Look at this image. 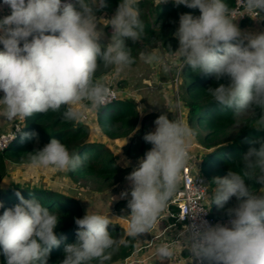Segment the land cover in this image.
Segmentation results:
<instances>
[{
	"label": "clouds",
	"instance_id": "clouds-1",
	"mask_svg": "<svg viewBox=\"0 0 264 264\" xmlns=\"http://www.w3.org/2000/svg\"><path fill=\"white\" fill-rule=\"evenodd\" d=\"M167 2L157 0V6ZM173 2L198 8L200 14H180L173 33L178 48L173 51L169 46L171 55L198 74L214 75L216 81L227 78L228 83L206 89L212 101L230 109L238 124L250 120L257 132L264 131V31H242L235 22L244 15L264 20V0H239V10L228 0ZM139 3L120 0L115 14L104 19L97 16L104 0H0V11L10 9V14L0 16V117L14 122L64 108V121L81 123L86 108L99 110L110 103L114 92L97 72L111 69L120 78L136 62L126 42L136 44L144 35ZM98 25L111 26V36ZM106 38L107 43H101ZM140 59L146 64L160 62L165 71L173 66L151 51L142 52ZM154 124L155 130L143 137L151 148L126 176L131 184L127 235L132 239L150 233L179 190L196 135L180 117L161 114ZM252 143L259 147H250L235 168L202 187L210 190L209 207L215 203L225 208L233 197L236 202L226 208V222L213 225L205 220L185 226L179 243L191 261L264 264V137L257 136ZM28 161L33 169L60 172L75 170L83 162L76 149L56 138L29 153ZM17 196L19 203L0 214L4 264H47L50 250L60 243L55 229L61 213L36 198L25 199L19 192ZM197 211L204 210L197 209L194 216ZM117 218L89 209L76 218L77 239L65 245L61 264L110 261L127 246L109 231ZM174 255L175 246L168 243L155 251L161 262Z\"/></svg>",
	"mask_w": 264,
	"mask_h": 264
},
{
	"label": "trees",
	"instance_id": "trees-1",
	"mask_svg": "<svg viewBox=\"0 0 264 264\" xmlns=\"http://www.w3.org/2000/svg\"><path fill=\"white\" fill-rule=\"evenodd\" d=\"M105 2L114 3L116 10L120 0H104ZM145 2L149 1L140 0L139 6ZM228 3L233 6L234 0H228ZM157 7L160 8L158 15H165L168 20L178 19L182 13H192L197 16L200 14L198 8H188L184 5L176 6L173 1L162 3ZM143 23L145 32L142 39L155 34L158 36L165 24H173L172 21H166L161 24L159 29H155L148 22L144 21ZM173 41H175L174 36L164 35L162 44L167 45ZM126 43L132 47V54L140 50V42L133 44L131 41H127ZM182 71L188 74L184 77L183 86L186 92L191 94V97L184 102L187 108V122L189 124L203 123L208 129L203 143L209 150L202 155V159L199 161V169L209 184L214 177L225 176L229 168H235L237 161L250 147L258 148L259 146L254 145L252 141L257 136L264 137V131L257 132L252 128L250 120L238 124L233 119L230 109H222L212 101L206 89L209 86L217 87L219 83H228L227 78L216 81L214 75L198 74L189 65L182 67ZM64 110L62 108L60 112L36 114L22 120L16 138L0 149V202H3L4 205L0 208V214H3L5 209L19 203L17 192L25 199L36 198L50 210L61 213L60 221L55 229L60 243L59 246H54L50 250L47 264H61L65 258L63 252L65 245L76 241L78 226L75 224V219L83 218L82 205L75 198L52 189L25 184L19 185L18 183L2 185V179L8 167L7 161L16 160L18 154L23 160H28L29 153L42 149L52 138H56L65 143L69 149H76L79 152L83 162L73 171L94 167L99 174H111L119 173L125 169L115 160L113 152L104 143L88 139L89 127L87 123L64 121ZM96 114L100 129L110 135H112L110 133L111 127L117 123L125 125L126 131L123 134L126 135L137 123L139 115L136 109V101L128 96H120L111 101L106 106L96 110ZM146 114L141 117L142 123L147 117ZM149 131L152 129L148 128L142 131L138 138L135 137L136 141L133 137L127 151L131 152L132 149L142 151L146 145L143 137ZM246 182L252 183L251 181ZM254 190H259L258 186H254ZM235 202V197L231 198L225 208H220L215 203H211V213L217 220L225 219L227 218L226 208L234 205ZM169 207L173 208L174 205L169 203ZM170 218L173 220V217ZM176 225L181 226L178 223ZM109 231L113 237L126 241L127 246H121L106 264H114L130 257L136 249L135 240L130 238L124 227L116 222L114 226L109 225ZM0 264H4L2 254H0ZM92 264H96V262L93 261Z\"/></svg>",
	"mask_w": 264,
	"mask_h": 264
},
{
	"label": "rangeland",
	"instance_id": "rangeland-1",
	"mask_svg": "<svg viewBox=\"0 0 264 264\" xmlns=\"http://www.w3.org/2000/svg\"><path fill=\"white\" fill-rule=\"evenodd\" d=\"M148 1L139 6L143 22H148L155 29H159L161 24L166 21H172L173 24L170 25L168 23L165 26L163 25L162 32L158 36H155V34L139 41L141 44L140 50L132 54L136 62L127 68L120 78H115L111 69L101 68L97 72V77L105 80L108 75H112L113 81L117 84L118 88L127 94L122 96H128L136 101V109L139 114L137 123L126 135L123 134L126 131L125 125L117 123L111 127L110 133L112 135H110L100 129L97 123L96 110L90 107L86 108L85 114L87 118L83 120L89 127L88 139L104 143L113 152L115 160L118 161L121 167L125 168L124 171L99 174L94 167L68 172H60L51 168L33 169L29 161L23 160L21 155L18 154L16 160L7 161L8 167L2 179V185H15L18 183L19 185H32L61 192L79 201L82 205L83 216L89 209L90 212L94 211L109 215L110 218L118 217L116 223L124 226L127 232V215L130 214L127 202L131 197H127V199L123 198L121 193L126 190L129 193L131 192V184L126 180V176L138 165L139 159L151 148V144L146 143L142 151L132 149L131 152H128L127 147L131 139L134 137L133 139L136 141L135 137L138 138V135L142 131L148 128L154 131L156 127L154 121L161 114H167L169 119L179 117L182 114V119L188 123L186 118L187 108L184 102L191 97V94L186 92L183 86L184 77L188 74L182 71L181 62L171 55L169 48L170 46L173 51L178 48L179 42L173 33L179 27V18L168 20L165 15H158L160 8L157 7V0ZM114 8V3L105 2L104 7L100 8L97 12V16L110 19L115 14L116 10ZM7 14H10V9L7 7L3 11H0V16ZM98 26L103 27L106 37L111 36V26ZM164 35L174 36L175 41L167 45L162 44ZM101 43L106 44L107 38L102 40ZM2 47L0 45V48ZM144 51L158 53L173 66L169 71H165L160 62H154L153 64L144 63L140 59V54ZM2 96L3 93L0 92V97ZM144 114L147 117L142 123L140 120ZM12 124L13 122L0 117V133L10 129ZM189 125L196 131L190 147V162L197 165L202 159V155L209 150L203 143L208 129L203 123ZM135 129L138 130L134 132ZM168 213L169 205L162 212L160 219L151 229L150 233L140 234L139 238L134 239L136 249L132 253L133 255L131 254L130 257L114 264H178V258L185 259L187 257L186 251L183 250L179 243L181 235L180 237L177 236L180 226L174 223V220L168 216ZM173 242L179 244V246L171 261L165 260L161 262L157 260L155 250L152 249L150 251V247L156 249L162 243L172 244ZM138 258L140 259L139 261H137ZM181 264H184V261Z\"/></svg>",
	"mask_w": 264,
	"mask_h": 264
},
{
	"label": "built area",
	"instance_id": "built-area-1",
	"mask_svg": "<svg viewBox=\"0 0 264 264\" xmlns=\"http://www.w3.org/2000/svg\"><path fill=\"white\" fill-rule=\"evenodd\" d=\"M233 7L239 10V0H234ZM249 18L251 17H249L248 15H244L238 18L237 21H243ZM106 81L114 92V96L111 101L119 98L122 95H127L125 91H122L120 88H118L117 84L113 81L112 75H108ZM179 117L182 118V115L180 114ZM86 118L87 115L85 114L84 119ZM22 120L23 119H17L13 122L10 129L0 133V149L5 147L9 142H11L15 138L16 133L20 128ZM183 175L184 179L179 187V190L169 201V203L173 204L174 207H169L168 213V216L173 217L174 223H178L181 225L179 229V234L181 235V233L184 232V228L186 225H199L201 221L206 220L207 222L213 225L218 222H226L228 217L222 220H217L215 216L211 213L209 207V189L202 188L204 185H207L208 182L199 169V163L197 165H194L189 162V165ZM197 209H201L204 211H197L196 215L194 216L193 212ZM193 260L195 261H193L195 264H199V262L195 258H193Z\"/></svg>",
	"mask_w": 264,
	"mask_h": 264
},
{
	"label": "crops",
	"instance_id": "crops-1",
	"mask_svg": "<svg viewBox=\"0 0 264 264\" xmlns=\"http://www.w3.org/2000/svg\"><path fill=\"white\" fill-rule=\"evenodd\" d=\"M237 24H238V27L242 30V31H249V32H259V31H264V23H263V20L262 19H257V20H253L252 18H249V19H246V20H243V21H235ZM182 115V114H181ZM127 191V190H126ZM128 192V191H127ZM127 197H131L130 196V193L128 192V196H126V197H123V198H126L127 199ZM124 227V226H123ZM125 229V228H124ZM180 231V230H179ZM179 231L177 232V236H179L180 237V234H179ZM176 242H178V241H176ZM171 245H174L175 246V251L177 252L178 251V246H179V244H176V243H172ZM137 248H139V247H137ZM152 249L153 250H155L156 251V249H154L153 247H150V251H152ZM186 251V254H187V257L185 258V259H183V258H178V264H181V262L182 261H184V264H195L194 262V260H192L191 261V259H190V257H189V253H188V251L187 250H185ZM133 255V254H132ZM175 257H177V256H175ZM146 258V257H145ZM144 258V259H145ZM143 259V260H144ZM140 259L138 258V260L137 261H139ZM134 261H135V259H134ZM194 261V262H193Z\"/></svg>",
	"mask_w": 264,
	"mask_h": 264
}]
</instances>
